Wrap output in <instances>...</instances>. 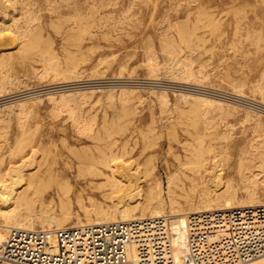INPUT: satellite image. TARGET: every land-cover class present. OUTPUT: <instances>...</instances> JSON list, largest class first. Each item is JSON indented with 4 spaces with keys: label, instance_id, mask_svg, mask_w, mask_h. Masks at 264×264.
Here are the masks:
<instances>
[{
    "label": "rangeland",
    "instance_id": "obj_1",
    "mask_svg": "<svg viewBox=\"0 0 264 264\" xmlns=\"http://www.w3.org/2000/svg\"><path fill=\"white\" fill-rule=\"evenodd\" d=\"M11 1L13 3L5 7L6 12L0 9V155L6 153L20 137H23L20 138L23 141L24 138L29 137L25 141L32 138L34 142L42 137L50 145L48 156L58 158L57 165L65 168L66 162L76 163L70 148L81 150L87 146L91 149L97 147L94 138L88 135L97 133L107 136L114 129L113 135L119 137V142H124L129 131L143 128L150 130V141L156 142L146 148L143 157L144 160L152 155L157 166L147 180L151 181L154 174L159 175L164 182V195L167 196L166 182L177 165L175 155H185L181 142L196 133L191 126L193 120L201 127L210 121L209 128L215 126L212 129L200 128L201 133L219 137L218 143L232 142L234 149L249 147L253 143L255 147L260 143L264 146V0ZM201 6L204 9H200ZM89 7L92 8L91 12ZM23 11L30 14L26 12L25 15ZM187 11L191 12L188 14ZM32 16L37 19L30 20V34L29 31L22 35L18 33ZM65 16L71 18L68 20ZM26 17H29L28 20ZM186 21L188 26L183 23ZM206 21L210 24L214 22L216 27L212 29L211 25L210 28ZM191 22L196 24L192 26ZM180 24L189 29L184 26L181 31L177 30ZM76 25L83 34L77 32ZM191 26L198 30L189 33ZM34 34L38 37H34ZM257 38L260 39L257 41ZM32 40L38 45H30ZM67 107L72 108L73 112ZM65 109L69 110L66 112ZM188 110L194 113L190 111L189 114ZM74 112L75 116L79 113L84 117L81 119L79 115L77 118L80 120L76 118V121ZM197 113L200 116L195 115L193 119ZM92 114L96 115L92 117ZM82 120L84 124L87 123V128ZM118 123L122 126L115 130ZM89 125L92 129L88 128ZM27 126L33 128L30 130L28 127L30 131H27ZM21 129L28 134L26 132L27 135L21 136L25 134ZM51 138L55 140L52 145L48 142ZM177 138L182 141L178 142ZM66 141L68 144H65ZM221 146L217 148L221 161L218 172L223 175H227V171L234 173L236 161L232 154L225 155V147ZM143 160L140 164H143ZM188 165H184L183 169L192 175ZM75 173L71 178L74 185L71 221L83 216L76 201L78 192H82L86 206L90 205L88 196L104 200L102 190L88 188L85 180L75 178ZM182 181H185L187 188L190 187L191 181L185 173L180 174L176 183ZM22 184L25 186L20 183L16 187ZM45 184V189H54L52 183ZM41 186L43 190L45 186ZM261 186L264 188V181ZM176 189L181 192L178 187ZM51 197L46 195V202ZM54 197L58 201L56 194ZM57 201L54 208L59 212ZM10 204L11 200H8L4 206L10 207ZM0 264L5 263L0 261Z\"/></svg>",
    "mask_w": 264,
    "mask_h": 264
},
{
    "label": "bare ground",
    "instance_id": "obj_2",
    "mask_svg": "<svg viewBox=\"0 0 264 264\" xmlns=\"http://www.w3.org/2000/svg\"><path fill=\"white\" fill-rule=\"evenodd\" d=\"M14 1L18 2L17 0H14ZM101 1L102 0H100V3H102ZM12 3L13 1L11 0H0V9L2 8L1 10L5 11L7 8L6 5L12 4ZM55 3H58V2L55 1ZM90 7H89V11L92 10V8ZM31 8H32V4H31ZM184 8H186V6ZM202 8L203 7L201 6L200 9ZM24 9H27V8H24ZM26 12L28 13V11ZM26 12H24V14ZM31 12H33L32 9H31ZM123 12L125 13V11ZM190 12H188V14ZM200 13H203V12H200ZM206 13L207 12H205L204 15H206ZM195 14H199V13L196 12ZM11 15L13 14L11 13ZM82 15L81 17H83L84 19V16ZM210 15L211 13L209 14V16ZM16 17H14L13 20H15ZM22 17L24 18V15H22ZM28 18L29 17H26V20H28ZM207 18H208V15H207ZM34 19L32 16L31 19L29 18L28 21L24 22L26 23L25 24L26 26H24L22 30L18 31V33L21 34V33L28 32L29 31L28 25L30 24V20L32 22V21H35L37 18L35 20ZM197 19L199 20V18ZM202 20H200V22H202ZM80 21L81 20L79 18V22ZM194 21L196 22V20ZM208 21L206 22L209 25L210 22ZM187 22L188 21L183 22V23L187 25L188 24ZM104 23L103 25H105ZM192 23L193 22H191V24ZM181 24L179 25L180 28L176 27L178 28L177 30L179 31L184 29V26H185L184 24L183 26H181ZM195 24L196 23H193L192 26ZM78 25H76L78 28L77 32H80ZM83 25H85V23ZM211 25H212V29L216 27V24H214V22L213 24L209 25L210 28H211ZM76 26H75V29H76ZM14 27H15V24H14ZM35 27L34 29L32 28L33 33L35 30ZM41 29L42 28L38 29L37 30L38 32L36 31V33L38 34L39 30ZM88 29L90 28L88 27ZM185 29L188 30L189 28L185 26ZM194 29H196V27H194ZM194 29L192 28L191 32L189 33H193ZM85 31L87 32L88 30H85ZM184 32L188 33L186 32V30ZM184 32H181V33H184ZM29 34H30V31H29ZM31 34H32V31H31ZM37 34H34V37H36ZM180 34L179 36H181ZM79 38L81 37L79 36ZM196 38L199 39L198 36H196ZM258 39L260 38H257V41ZM32 42L33 43L30 45L32 46L38 45V44H34L36 43L35 41L32 40ZM41 50H42V46H41ZM189 71H191V69ZM67 108L70 109V107H67ZM69 109H65L66 112ZM124 110H122L123 113H124ZM167 110L169 111V108ZM196 110L198 109L196 108ZM161 111H162V108H161ZM188 111L187 113L189 114H190V111L191 113H194L195 109L193 112L192 110H188ZM71 112L73 111L71 110ZM125 113H127V111ZM197 114H194V117L192 118L195 119L196 116L198 117L200 116L199 114L198 115ZM57 115L59 116V113ZM57 115H55V117H57ZM76 115L78 116L80 115L81 119L82 117H84V116H81V114L79 113H76ZM93 115H96V114H92V117ZM104 115L103 117H107ZM72 116L73 115H71V117ZM74 116H75V112H74ZM78 116H75V120ZM67 117L70 118V116H67ZM186 118H188V116ZM91 119L93 118H90V121H93ZM94 119H95V116H94ZM119 120H120V117H119ZM187 120L190 121V119H187ZM103 121H105L104 118H103ZM81 122L82 124L85 123L83 120ZM209 122L210 121H208L207 125L205 124V126L201 127L198 122L193 120L191 122L192 124L191 126L193 130L196 131V133H194L189 139H186L184 142H181L182 140L177 138L178 142H181V146L185 150V155H181L180 153L175 155V159H177V165L175 167V171L173 172V174H170L168 176V179L166 182L167 196L164 195V185H163L164 182L159 175L154 174L153 175L154 177L152 178L151 181L147 180L148 176L151 175L154 172V170L157 168L156 164L154 163V158L152 155L144 158L143 160V157L145 156V152L147 150L146 148L156 143L154 141H150V139H152L151 136L149 135L150 130H145L143 128L138 129L137 127L136 129H134V131H129L128 135L125 137L127 139L124 142H119L118 141L119 137H116L113 135L114 129H111L110 134L108 133L107 136H99V134L97 133L93 135H88L89 137H92V139L94 138L93 140L96 141L97 147L95 149L94 148L91 149L89 148V146H87L88 148H83L81 150L70 148V150L73 152L75 156L76 163L73 165V164L66 162L65 168L62 166L59 167L57 165L59 161L58 158L54 157L51 159L48 156V153H49L48 149L50 145L47 144L46 139L41 137L39 141L37 140L36 142H34L35 140L32 141V138L29 141H25L29 138L27 137V138H24L25 140L23 141L20 139L23 137H20L18 140H15L16 142L13 141L15 142L13 143V146L6 153L4 152V153H1L0 155V204H1L0 205V261L5 264H26V263L18 262L16 260H11L7 256L5 257V255H3V252H2L3 246L5 242L7 241L8 233L11 228L24 229L27 231H31V230H35L37 226H40V228L47 230L52 235V237L53 236L56 237L58 230L66 225H81L84 223L98 224V223L120 222V221L125 222L129 220H134V219H143V218L158 217V216H166L167 220H169L168 224L173 231V239H174V246H175L174 254H175V257L178 260H180L182 256V252H183L182 248L186 241L185 227L187 225V216L189 214L196 213L199 211H207V210H215V209H227V208H235V207H242V206L264 205V188L261 186V182L264 181V146H262L260 143L259 146H261L262 149L261 150L259 149L260 150V153H259L258 151L259 146L255 147L256 144L253 145L254 143L250 144L249 147L244 146V147H239L238 149H234L235 146L232 148L231 147L232 142H229V141H226L225 143H222V142L218 143L220 140L219 137L208 135L209 133H201L200 131V128L202 129L209 128L210 123H211ZM19 123L20 122H18V124ZM88 124H90V122H88ZM118 124L116 125L115 130H117V128H120L119 127L120 125L122 126L121 123L119 125ZM86 125L87 123L84 124V126ZM36 126H38V124ZM89 126L88 128H91V126L90 127ZM214 126L210 127L209 129H212ZM28 127L29 126H27L28 130L26 129L27 131H30L33 128V127L32 128L29 127L30 128L29 130ZM75 127L78 128L81 126L75 125ZM102 128H104V126H102ZM35 129L36 127L34 126V130ZM21 130L25 131V129H21ZM80 130H85V128L84 129L80 128ZM80 130H79V133L82 132ZM89 130L90 129H88L87 131ZM27 131L24 132L25 134L23 133L21 134V132L20 131L19 132L21 136L22 135L24 136L28 134ZM186 131H188V129H186ZM88 133L90 132H87V134ZM166 133H169V132H166ZM83 135H86V134H83ZM17 136L19 137V135ZM220 136H223V135L220 134ZM259 137L257 139H259ZM54 141L55 140L53 138L48 139V142L51 143V145L54 144ZM65 144H68V142L66 141ZM99 144H101V146H99ZM219 145H222L221 148L225 147V151H224L225 155H231V154L233 155L236 161L234 165V170H233L234 173L227 171L229 173L227 175H223V173L218 172V170L220 169L218 167H220V164H221L220 163L221 161L218 157L219 154L217 152V148ZM138 146L141 147V149H138L139 148ZM135 154H137L136 157H134ZM223 158L225 159V156ZM142 160H143L142 162L143 164H140ZM225 160H228V158ZM187 164H189L188 167L190 168L192 175L187 174L185 170L183 169V166ZM74 171H76L75 178H77V180L78 179L85 180L88 188L102 190L103 191L102 196L104 200L101 201L93 196H88L87 199L90 202V205L86 206L85 199L82 196L83 195L82 192L81 191L78 192L76 196L77 197L76 201L83 211V216L82 217L77 216L74 220L71 221L70 211L72 207L71 204L73 201L72 191L74 190V185H73V181L71 178H72V173ZM181 173L183 174L185 173L186 177L191 181V185L189 188L186 187L185 181H182V183H179V182L176 183V180L177 178L179 179V176ZM20 183H24L25 186H23L22 184L19 187H16V185ZM45 183H52V185H54V189L51 188L50 191L49 189H45L47 187ZM42 184L45 186V187L43 186L44 187L43 190H41ZM47 185H50V184H47ZM176 187H178L181 190V192L178 191ZM54 194H56V196L58 197V201L55 200ZM46 195H48V197L52 196L49 202H46L45 200ZM8 200L9 201L11 200L10 207L4 206L5 201H8ZM108 200L110 203L108 202ZM56 201L59 203V207H60L59 212L56 211V209L54 208V203H56ZM167 207L169 208L168 211H166ZM262 262H264V258L256 259L251 262L242 263V264H259Z\"/></svg>",
    "mask_w": 264,
    "mask_h": 264
},
{
    "label": "built area",
    "instance_id": "obj_3",
    "mask_svg": "<svg viewBox=\"0 0 264 264\" xmlns=\"http://www.w3.org/2000/svg\"><path fill=\"white\" fill-rule=\"evenodd\" d=\"M185 233L180 260L164 216L66 225L56 237L11 228L2 252L26 264H242L264 258V205L191 213Z\"/></svg>",
    "mask_w": 264,
    "mask_h": 264
}]
</instances>
